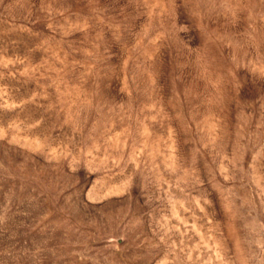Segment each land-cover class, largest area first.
<instances>
[{
    "label": "rangeland",
    "instance_id": "374dc122",
    "mask_svg": "<svg viewBox=\"0 0 264 264\" xmlns=\"http://www.w3.org/2000/svg\"><path fill=\"white\" fill-rule=\"evenodd\" d=\"M0 264H264V0H0Z\"/></svg>",
    "mask_w": 264,
    "mask_h": 264
}]
</instances>
